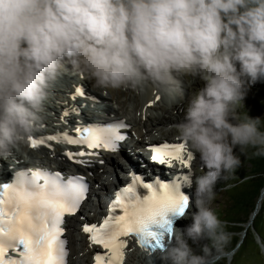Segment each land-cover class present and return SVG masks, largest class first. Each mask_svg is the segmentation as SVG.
<instances>
[{
  "label": "clouds",
  "instance_id": "1",
  "mask_svg": "<svg viewBox=\"0 0 264 264\" xmlns=\"http://www.w3.org/2000/svg\"><path fill=\"white\" fill-rule=\"evenodd\" d=\"M68 73L98 89L187 100L175 129L201 161L197 210L190 225L172 227L161 255L165 264H209L231 240L212 207L218 181L235 178L237 148L264 156V118L241 111L264 80V0H0V158L30 137ZM186 80L200 84L190 95ZM189 239L208 240L202 254Z\"/></svg>",
  "mask_w": 264,
  "mask_h": 264
},
{
  "label": "snow or ice",
  "instance_id": "2",
  "mask_svg": "<svg viewBox=\"0 0 264 264\" xmlns=\"http://www.w3.org/2000/svg\"><path fill=\"white\" fill-rule=\"evenodd\" d=\"M75 91L81 96L85 94L79 87ZM159 99L157 95L155 100ZM152 103L148 102L149 105ZM129 127L123 120L95 122L77 126L75 136L64 132L48 139H63L69 144L85 145L89 150L117 151L121 141L126 139L122 130ZM29 140L33 147L37 145L32 137ZM149 147L151 159L161 165L178 161L181 166H187L192 160L191 152H187L185 158L186 144L183 142H164ZM96 154L81 150L67 152L66 156L75 159ZM76 162L89 163L84 159ZM188 178L184 175L182 179L187 182ZM138 185H142L147 194L141 195ZM88 188L84 176L65 177L60 171L44 168L22 171L16 173L11 182H0V264H67L66 216L77 213ZM188 206L189 197L180 191L179 178L172 183L157 178L153 184L145 183L133 173L132 182L116 192L102 222L83 224L82 230L89 234V245H98L105 250L95 254L94 264H123L126 240L122 237L129 235L137 237L143 246L151 244L153 248H163L165 234L172 231L167 213L183 216ZM10 251L18 256L8 255Z\"/></svg>",
  "mask_w": 264,
  "mask_h": 264
},
{
  "label": "rangeland",
  "instance_id": "3",
  "mask_svg": "<svg viewBox=\"0 0 264 264\" xmlns=\"http://www.w3.org/2000/svg\"><path fill=\"white\" fill-rule=\"evenodd\" d=\"M199 86H200L199 82L195 81V80H192L191 82H188L186 80L184 83L185 92L188 95H190L191 92ZM263 86H264V80L258 81L256 84L251 85L250 91H249V93L246 96L245 101H244V107L241 109L242 112L248 111L249 115H251V116H254V117L255 116H261L262 118H264V108L261 105L256 103V102H264V96H262L261 94H257V92H256V90H258V89L264 90ZM140 88L142 90L143 98H145V96L150 92V90H148L146 87H140ZM110 89H112V88H110ZM100 91L105 92L107 90H106V88H100ZM135 91L137 92L138 88L133 89V90H131V88H121V89H112V91H110V93L112 94V97L113 96L117 97L116 92L119 93V97H118L120 99L119 105L122 106L123 110H128V111H125L128 113V116L131 115V113L129 111L134 113V109L138 110L141 107V104H140V102H141L140 95L141 94L137 95ZM58 94H59L58 92L54 93L53 98L54 97L58 98ZM76 100H78V98H76ZM121 101H123V102L121 103ZM181 102H187V100H184ZM49 103L51 105H54V106L58 104L56 100H51V99L49 100ZM50 104L47 103L49 109L51 107ZM47 105H46V111H47ZM65 105H62L63 109L65 108ZM74 110L75 109H73V111H70V112H72L74 114L75 113ZM55 115H57V113H55ZM183 116H184V113H183L182 117H180V118L183 119ZM47 117L50 118L49 115L46 116L44 113L43 119L45 120ZM46 121H48V120H46ZM173 133L176 134L177 131H174ZM235 151H237V154L240 156L241 166L236 170L235 178H233L229 181H224V180L218 181V183L216 185L217 196H216L215 201L212 204V207L216 211V213L219 215V217L222 220L227 222V225H228L227 230H234L236 232L237 231H240V232L239 233H235V232L231 233V240H230L229 244L221 252H218L219 254H217L215 257H213V258L209 257V264H221L222 257L227 258L228 264H264V220L259 218L263 212L264 207H262L259 210L258 214L256 215L257 217L254 218V216H253V222H250L251 217L249 220H247L246 216L241 215L243 208L238 207V206H234L233 201H232V196L239 194L241 191H244V190H245V192H247L252 187L251 183H249L247 185H243L241 183V181H239L240 177L244 173L249 172L250 163L248 162V159L246 158L245 153L239 152L238 148ZM5 159H7L9 161L8 164H10L12 162V160H10L9 157H7ZM111 168H112L111 165H109L108 169H106L105 172H102V179L104 181L108 182L110 184V187L112 185V182L115 181V179H116L113 176V175H115V172L114 173L112 172V174H113L112 176L110 174H108V172H107ZM199 174H201V173L199 172ZM229 183L232 184L233 187L227 188L226 184H229ZM103 184H104V186L107 187V185L104 182H103ZM104 189H105V187H104ZM102 194H104V193L102 192ZM194 197H195V195H194ZM103 198H104V196H100V200H102V203H101L102 206L104 205ZM258 201H259V199H258ZM263 206H264V200H263ZM195 210H197V209H195V201H194V204L190 210V214L188 215V219L185 220L183 223L184 228L192 223V219H191L190 215ZM253 213H254V211L251 213V216ZM233 220L234 221H240V223L235 224V223L229 222V221H233ZM256 228L258 231H260L262 233L263 237H260L257 234ZM238 234L241 235L240 243L243 242L244 240H246V246L238 256L235 255V253H236V249H235V252H233L231 254V255H233V257L231 258V255L230 256L227 255V253H229L231 251H226V249L232 244L235 236ZM74 235L75 236L78 235V229L74 230ZM188 242L193 247V249L196 253L202 254L201 245L208 243V240L202 239L199 242V244L193 243L190 239ZM213 251H215V249H213ZM132 254L135 255V253H132ZM73 255H74V259H76V262H77L76 264H89L90 263L89 260L85 261L84 257L82 256V254L80 252H78L76 254L73 253ZM142 262H140V264H142ZM129 264H139V262L135 258H132L130 260ZM160 264H165V261H162ZM169 264H170V262H169Z\"/></svg>",
  "mask_w": 264,
  "mask_h": 264
},
{
  "label": "bare ground",
  "instance_id": "4",
  "mask_svg": "<svg viewBox=\"0 0 264 264\" xmlns=\"http://www.w3.org/2000/svg\"><path fill=\"white\" fill-rule=\"evenodd\" d=\"M107 89H110V88H107ZM131 90H133V89H131ZM157 95H158V92H156L154 89H152L145 96L144 102L142 104V109H144L145 116H148L147 120H150V123L152 125H153V123H155V126H157L159 124L162 125L163 123L167 124V123L180 122L182 119L179 116H176L174 114V110L175 109H178V108L180 109L181 108V106H179V103L178 102H175L172 106H169L168 104H165V105H168V106H167L166 109H164L165 111H163V109H162L161 106H159V107L158 106H155V105H157V104H155V102L157 101V100H155V97ZM117 97H119V93L118 92H117ZM147 98H149V100H147V103H145L146 102L145 100ZM149 101H153V103L151 105H149L148 104ZM76 102H77V100H75V102H73V103L68 102V104L65 105L64 112H66L67 110H71V109H75V110L77 109V110H79V113H80L79 104H77ZM157 103H159V102L157 101ZM73 105H74V107H72ZM157 107L159 109H162V113L161 114L156 115V114H154V112H150L151 109H154V108H157ZM77 113H78V111H77ZM91 113H92L91 115H94L93 112H91ZM148 113H151V114L148 115ZM89 115L90 114H86L84 117L89 118ZM66 117L69 120H72L74 118V114L72 112L68 111V115ZM60 130H62V129H60ZM144 130H146V129H143L141 127L135 128V132H136L137 137H135V139H134L135 146L132 149V151L135 152L136 154H140V153H138V150H137L138 147H140L142 144H145V145L147 144V142H146L147 141V138L145 137ZM49 132H50V130L48 131V133ZM30 136H32V134ZM153 138L154 137H151V138H148V139L149 140H152ZM30 144H31V141L29 140V137H28V139L25 140V143L23 144V148L25 150H28ZM19 145H22V143L19 144ZM13 150H14V153H15V156H16L15 158L21 159L22 158V155L20 154V152L17 151V150H15L14 148H13ZM30 153H32V150H30ZM49 154L53 156V158L56 160L58 166H60V165L61 166H65L66 165V160L63 157V148L60 145H57V144L54 145V149L51 150V152H49ZM123 155H124V153H122V156ZM126 157H128V156H126ZM102 158L103 159L107 158V160H108V158H110V155H108L107 157H106V155H103ZM96 163L97 162H89L85 166V168L88 171H93V174L91 175V179H92L93 182H97L98 172L100 171V168H102V166H99ZM0 166H3L4 167V161H2V158H0ZM76 168L79 169L80 171L86 172L85 168H83L82 166H76ZM4 169H8L9 171H11L8 166L7 167H4ZM263 200H264V194L261 196V199L259 201L258 209L255 212L256 214L255 213L253 214L254 218L258 214L259 210L262 208V206H263ZM103 212H104L103 209L99 210V214H101ZM69 223H70V229H71V241L73 243H77V239L75 238V235L73 236V231H72V229L76 226L77 221L74 218H71L70 221H69ZM80 245H84L83 249H81V250L83 252H85V256H84L85 258L84 259L86 260V257L88 259L89 256H90V251H91L90 249H91V247L86 242V240L84 238V235L81 236ZM217 254H219V253L216 252V251H213L212 254L210 255V258L215 257ZM232 257H233V255H231V258Z\"/></svg>",
  "mask_w": 264,
  "mask_h": 264
},
{
  "label": "trees",
  "instance_id": "5",
  "mask_svg": "<svg viewBox=\"0 0 264 264\" xmlns=\"http://www.w3.org/2000/svg\"><path fill=\"white\" fill-rule=\"evenodd\" d=\"M256 92L257 94H261L262 96H264V90L258 89L256 90ZM256 103L264 108V102H256ZM252 152H253L252 149H248L245 152V156L248 159V162L250 163V168H249V172L244 173L239 179V181H241L243 185H247L251 183L252 187L247 192H245L244 190L241 191L239 194L232 196V201L234 206L243 208L241 215L246 216L247 220L250 219L251 213L255 210L257 201L264 189V156L257 157L252 155ZM259 218L264 220V208ZM229 222L235 224L240 223V221H234V220ZM227 231L229 233L240 232V231L236 232L234 230H227ZM256 232L260 237H263L262 233L258 231L257 228H256ZM240 241H241V235L238 234L235 236L232 244L226 249V251H232L236 249L235 255L238 256L246 246V240H244L241 243ZM221 264H228V260L226 257H222Z\"/></svg>",
  "mask_w": 264,
  "mask_h": 264
},
{
  "label": "water",
  "instance_id": "6",
  "mask_svg": "<svg viewBox=\"0 0 264 264\" xmlns=\"http://www.w3.org/2000/svg\"><path fill=\"white\" fill-rule=\"evenodd\" d=\"M263 194H264V189H263V191H262V193H261V195H260V197H259V201H260L261 196H262ZM259 201L257 202V205H256V208H255V210H254V213H255V212L257 211V209H258ZM254 213H253V214H254ZM253 214H252V216H251L250 222H253ZM233 252H235V249L232 250L231 252L227 253V255L230 256Z\"/></svg>",
  "mask_w": 264,
  "mask_h": 264
}]
</instances>
